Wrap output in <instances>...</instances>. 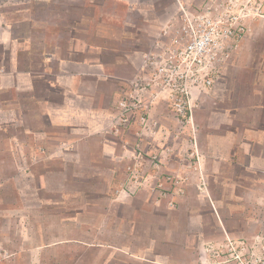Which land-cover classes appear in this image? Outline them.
I'll return each mask as SVG.
<instances>
[{"label": "rangeland", "instance_id": "374dc122", "mask_svg": "<svg viewBox=\"0 0 264 264\" xmlns=\"http://www.w3.org/2000/svg\"><path fill=\"white\" fill-rule=\"evenodd\" d=\"M240 15L245 34L225 39L229 55L208 68L213 95L194 89L191 112L174 96L183 68L172 70L173 56ZM73 86L93 97L81 105L112 109L106 131L49 124L46 110ZM123 98L139 100L127 121ZM247 128L264 131V0H0V264H264V161L213 163L211 139ZM78 138L75 151L58 144ZM102 139L128 145L113 181L112 163L92 154ZM252 151L264 156L263 143ZM125 172L124 211L105 192ZM196 172L228 235L210 221ZM145 197L160 206L156 220L116 222Z\"/></svg>", "mask_w": 264, "mask_h": 264}, {"label": "crops", "instance_id": "0c3cea01", "mask_svg": "<svg viewBox=\"0 0 264 264\" xmlns=\"http://www.w3.org/2000/svg\"><path fill=\"white\" fill-rule=\"evenodd\" d=\"M94 66V64L89 65ZM109 75H95L92 76L94 81H103L108 78ZM91 77V76H90ZM76 78L79 80L80 76H75L73 80V84L76 81ZM76 86H73L72 89L66 90V97L64 98V101L62 105L56 107L55 109H47L46 114L49 117L50 121L49 124L51 126L57 127V126H66L69 130L72 131V133H79L80 131H87L88 133H101L103 131L107 130V127L105 124H101V120L103 119L105 121V118H113L114 114L112 112V109L110 107L105 108L101 107V105H90V106H83L80 104V102L85 101L86 99L93 98L91 97V94H83L81 91H78L75 89ZM213 87L209 86L202 91V93L206 94L209 93L210 95H213L211 92V89ZM116 95V94H115ZM192 112V111H191ZM238 129V128H237ZM235 131V130H234ZM263 131V129H253V128H247L245 129V132L243 134V139L241 136L239 138L234 137L235 134H228L223 136L222 139L217 140L216 142L211 139L212 146H215L217 149L214 153V159L213 163L215 164H224V163H246L244 166L245 169H252L256 170L257 162L259 159L261 161H264V156L260 155V157L257 154H254L252 151V148L254 146L260 145L263 143L264 147V141L263 139L259 138L258 136ZM264 132V131H263ZM77 135V134H76ZM81 142V139H71V140H63L59 141L58 144L60 147H63L64 149L70 151L74 149L79 145ZM121 142V143H120ZM119 142V151L116 150L115 142L108 141V140H100V149L98 151L92 152V154L96 153L97 160L100 163V160L103 159L108 163H112L109 166V171L111 173L110 176H107L112 179V173L114 172V165L117 164L120 160L124 159V154L127 155L128 151V145L124 140H120ZM123 148V149H122ZM119 152L118 155L116 153ZM79 153H75V155H78ZM134 161L136 162V165L141 162V155L138 153H135ZM100 159V160H99ZM138 162V163H137ZM120 163V162H119ZM138 166H135V168H131L132 173L138 172L139 173ZM108 171V170H107ZM141 173V172H140ZM128 174V175H126ZM196 178V187L199 189L200 195H203L204 198L207 200V208L206 213L209 216V219L211 222L214 223L215 226H217L219 229L224 231L223 233L225 235H228L225 230V227L223 225V219L220 214L219 210V204L215 200H211L209 195L208 188L202 187L201 184L205 182V178L208 177L205 173L196 172L195 174ZM203 180V181H202ZM122 185V186H120ZM119 187L113 190L108 188V190L105 192V194L109 197V200L111 203L119 202L121 207H123V210L125 211L124 207H127L131 199L133 198L132 194L134 192V187L131 183V180L129 179V173L125 172V178L121 182ZM205 185V183H204ZM141 189V188H140ZM198 192V191H197ZM208 192V193H207ZM236 194V193H235ZM202 197V196H201ZM163 205L164 208H168L169 210L175 205L171 202L170 204ZM160 206H157L150 202V198L148 199L145 197L143 201L134 209V219L129 220V218H125L124 216H121L116 220V222H142L146 220V216H149L153 220L157 219V216L159 215ZM200 214L198 215H191V218H199ZM112 219H109L110 222ZM223 234V235H224ZM224 237V236H223ZM47 246H41V248H46ZM39 250V248L37 249ZM36 250V251H37ZM41 251V250H40ZM41 253V252H39ZM137 258H140L137 256ZM1 262V261H0Z\"/></svg>", "mask_w": 264, "mask_h": 264}, {"label": "built area", "instance_id": "2783aa9c", "mask_svg": "<svg viewBox=\"0 0 264 264\" xmlns=\"http://www.w3.org/2000/svg\"><path fill=\"white\" fill-rule=\"evenodd\" d=\"M245 30L244 16H235L229 27L225 26L218 29L216 26H210L209 28H205L200 33L196 34L173 56L175 60L172 61V70L180 67L183 68L181 72H177L178 70H176L174 72L175 74H173V80L175 81L176 78H178L182 83V85L175 90L174 96L186 98L190 110V99L193 97L194 89L199 88L203 90L211 86L212 79L208 76L210 71L208 68L216 62L222 61L229 55L232 44L226 43V40L229 39L232 43L238 42L245 34ZM178 61H180L181 64H178ZM161 70H163V68H160V71ZM138 103V99L127 101L125 98L118 102V107L122 110V121L128 120L126 115L128 112L132 111L134 107H138ZM167 179L172 178L168 176ZM174 183H177V180H175ZM258 260L261 261L260 259ZM258 260L254 262L257 263ZM262 262L263 261H261V263Z\"/></svg>", "mask_w": 264, "mask_h": 264}]
</instances>
